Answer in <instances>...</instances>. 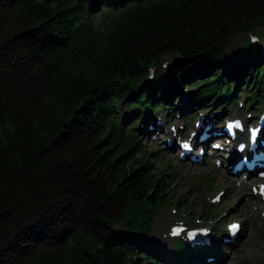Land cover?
<instances>
[{
    "label": "trees",
    "instance_id": "trees-1",
    "mask_svg": "<svg viewBox=\"0 0 264 264\" xmlns=\"http://www.w3.org/2000/svg\"><path fill=\"white\" fill-rule=\"evenodd\" d=\"M68 1L0 0V264H135L142 242L114 222L145 233L149 190V204L194 208L111 112L123 96L157 100L150 60L178 56L167 100L195 78L199 94L264 96L263 58L225 66L227 44L264 26V0L142 1L104 25Z\"/></svg>",
    "mask_w": 264,
    "mask_h": 264
},
{
    "label": "rangeland",
    "instance_id": "rangeland-1",
    "mask_svg": "<svg viewBox=\"0 0 264 264\" xmlns=\"http://www.w3.org/2000/svg\"><path fill=\"white\" fill-rule=\"evenodd\" d=\"M99 15L98 13H95V17ZM253 33L255 34H264V26L255 30ZM247 37V34L239 35V38L241 40H231L228 45L225 48H230L231 46L235 44V42H242L245 41ZM235 41V42H234ZM164 60H167L169 63L173 61L172 56H167L163 58ZM224 70V69H223ZM194 90V89H192ZM120 115H123L121 112ZM140 140V139H139ZM146 146L153 150V146L146 143ZM164 160H167L171 162V171L168 173H173V175L176 176L175 186L177 187L178 192H184L185 187L189 184L188 180L190 179V176L193 177L194 183H192L191 187L194 190L192 191L194 194L192 196V201L195 204V211L197 217L200 216V213L205 214V208H207V205L205 204V199L207 197H211L213 193L218 191L221 187L218 188L219 185H210L208 188L205 185L206 180L208 177H216V169L209 166L206 168V166H195L194 168H190L188 166H182L177 160H175L171 154L165 152V153H159L153 155V157H148L147 160L150 161L152 165L155 166V168H161V162ZM216 181V179L214 180ZM211 186H213L211 188ZM226 188V185H223ZM187 192V191H186ZM230 198V204H229V213L228 216H235L234 209L232 210V206L236 203H242L243 194H240L238 191L236 194L232 195ZM167 204H169L165 208H161L158 211H155L154 217L152 220V225L154 228H158L161 230H165L168 223L165 220V216L169 217H176L169 213V208L174 207V200L167 201ZM176 207V206H175ZM213 212L218 215L219 209L218 208H212ZM231 209V210H230ZM184 211H179V216H183ZM186 217V216H185ZM187 218V217H186ZM241 220V222L246 221L247 218L243 217H237ZM236 219V217H234ZM188 220V219H187ZM248 220V219H247ZM260 223L259 221H257ZM249 221L243 225V228L240 233V238L238 239V243L233 251V257L231 260H226L223 264H264V234L263 231H259L257 227H255L251 232L248 230L249 228ZM116 228V227H115ZM236 250V251H235ZM242 251V252H240ZM229 259V258H228Z\"/></svg>",
    "mask_w": 264,
    "mask_h": 264
},
{
    "label": "bare ground",
    "instance_id": "bare-ground-1",
    "mask_svg": "<svg viewBox=\"0 0 264 264\" xmlns=\"http://www.w3.org/2000/svg\"><path fill=\"white\" fill-rule=\"evenodd\" d=\"M186 99H187V97L184 98V99H182L180 102H183ZM195 106H196V104H195ZM197 109H198L197 107H191L190 108V111H189V114L192 115L193 113H196L197 112ZM156 117H158L163 122V126L161 127V126H157L156 125L155 126V132L158 133V132L163 131L164 133H166V124L164 123L163 117L161 115L156 116ZM205 117H206V119H208L209 122L211 121V116L206 115ZM146 136L148 137L149 134H146ZM153 144L154 145H160V141H158L156 143H153ZM229 179L230 178H222L220 176H217V182H219V180L225 182V181H229ZM128 233L130 235H135L132 232H128ZM151 239H152V241L157 242L161 247H163V249H166L167 248L165 242L160 238V236H159L158 233H154V235L151 237ZM218 249H219V247L199 246L198 247V253H197V255L190 256V258L187 260L186 264H206V263H204L202 261V259L205 256H214V257H216V264H219L221 262V260H222V256L218 252ZM172 264H174V263H172Z\"/></svg>",
    "mask_w": 264,
    "mask_h": 264
},
{
    "label": "snow or ice",
    "instance_id": "snow-or-ice-1",
    "mask_svg": "<svg viewBox=\"0 0 264 264\" xmlns=\"http://www.w3.org/2000/svg\"><path fill=\"white\" fill-rule=\"evenodd\" d=\"M231 127H232V125H229V128H231ZM236 127H239V124H237ZM252 135L255 136V132H253ZM185 147H187V145H185ZM237 228H238V225H233L232 226V231H235Z\"/></svg>",
    "mask_w": 264,
    "mask_h": 264
},
{
    "label": "water",
    "instance_id": "water-1",
    "mask_svg": "<svg viewBox=\"0 0 264 264\" xmlns=\"http://www.w3.org/2000/svg\"><path fill=\"white\" fill-rule=\"evenodd\" d=\"M178 58V56L177 57H175V60Z\"/></svg>",
    "mask_w": 264,
    "mask_h": 264
}]
</instances>
